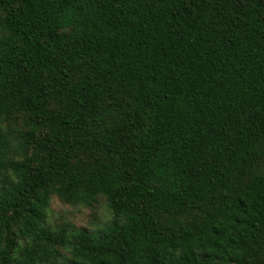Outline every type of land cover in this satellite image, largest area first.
I'll list each match as a JSON object with an SVG mask.
<instances>
[{
    "label": "trees",
    "instance_id": "obj_1",
    "mask_svg": "<svg viewBox=\"0 0 264 264\" xmlns=\"http://www.w3.org/2000/svg\"><path fill=\"white\" fill-rule=\"evenodd\" d=\"M0 264H264V0H0Z\"/></svg>",
    "mask_w": 264,
    "mask_h": 264
},
{
    "label": "rangeland",
    "instance_id": "obj_2",
    "mask_svg": "<svg viewBox=\"0 0 264 264\" xmlns=\"http://www.w3.org/2000/svg\"><path fill=\"white\" fill-rule=\"evenodd\" d=\"M50 222H69L78 229L97 231L112 217L104 201L99 200L91 207L73 206L61 203L52 197L47 210Z\"/></svg>",
    "mask_w": 264,
    "mask_h": 264
}]
</instances>
